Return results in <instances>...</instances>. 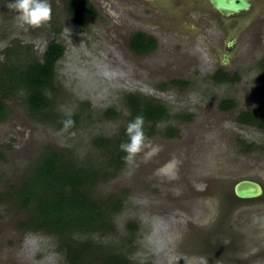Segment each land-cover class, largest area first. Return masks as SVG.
<instances>
[{"label":"rangeland","instance_id":"rangeland-1","mask_svg":"<svg viewBox=\"0 0 264 264\" xmlns=\"http://www.w3.org/2000/svg\"><path fill=\"white\" fill-rule=\"evenodd\" d=\"M90 1L99 17L86 31L69 20L64 0H50L51 21L24 32L16 27L15 14L6 7L12 0H0V56L4 58L0 73L8 63L22 66L40 62L52 41L64 47L56 64L55 109L48 110L62 121L49 120L47 111L44 116L32 112L24 92L6 100L7 119L0 122V264H71L57 238L23 231L21 224L28 210L18 203L14 191L47 150L66 154L90 170L111 171L112 150L97 147L95 141L109 140L114 146L130 115L122 99L127 93L164 103L168 117L155 125L132 166L125 164L116 176L95 180L93 200L119 201L122 209L111 215L105 235L81 236L92 239L93 254L72 264H104L95 258L108 253L128 256L130 264H264V198L259 209L258 200L244 201L247 210L241 214L232 206L227 222L223 219L220 223L226 224L222 229L231 235L234 247L230 251L236 255L230 256L231 261L194 256L181 245L176 248L180 234L193 243L200 234L211 231L212 227L204 225L208 223L207 212L197 193L205 196L214 191L221 205L224 190L230 194L241 179L258 181L264 187V129L237 120L243 112L264 111L260 69L264 60V0H254V17L248 24L247 20L239 23L247 26L226 66H220L217 50L225 48L233 27L215 22L209 32L211 39L197 34L195 40H184L153 32L155 49L140 55L130 49L129 40L143 27L130 17L127 3ZM161 1L162 6L167 2ZM172 11L176 12L168 9ZM198 23L206 28V20ZM218 68L235 80L214 84L211 76ZM222 100H234V108L221 110ZM108 109L116 115L107 114ZM69 111L77 114L78 121L66 127ZM216 207L207 209L215 212ZM191 221L194 226L188 229ZM130 222L139 229L137 241L129 231ZM133 240L135 246H131Z\"/></svg>","mask_w":264,"mask_h":264},{"label":"trees","instance_id":"trees-1","mask_svg":"<svg viewBox=\"0 0 264 264\" xmlns=\"http://www.w3.org/2000/svg\"><path fill=\"white\" fill-rule=\"evenodd\" d=\"M64 5L69 20L77 24L82 31H86L95 18L99 17L98 10L90 0H64ZM129 47L137 54L143 55L153 51L156 42L143 33H136L132 35ZM63 53V45L52 41L40 62L33 61L22 66L8 63L3 68L0 73V122L7 119L6 100L18 95L19 92H24V101L32 112L43 115L46 111L55 109L53 95L58 87L56 64ZM260 69L264 82V60ZM211 78L215 84L235 80V77L222 69L216 71ZM122 99L130 115L114 146L109 145V140L95 141L97 147L112 150L109 154L111 171L95 168L90 170L68 158L66 154L47 150L40 155L36 167L22 180L20 188L14 191L18 203L28 210V217L21 224L23 231L40 232L57 238L63 256L71 264L79 263L93 254L92 239H80L81 236L87 234L89 237V233L103 235L109 228L111 215L122 209L119 201L114 204L94 201L91 189L96 179L104 181L107 177H114L125 165L124 153L119 146L128 139L125 134L127 124L135 116L142 115L144 132L148 138L153 133L155 125L168 117V107L147 96L127 93ZM234 106V100H222L219 104L223 111L233 109ZM106 113L116 115L111 109ZM47 117L58 123L62 121L61 117L49 115V112ZM67 118L65 117V120ZM71 119L74 121L73 124H77V114H73ZM186 119L190 120L191 116H187ZM237 120L240 124L264 129V111L249 110L241 113ZM73 233L78 234L79 239L74 238ZM103 259L106 264L126 263L118 254L108 253Z\"/></svg>","mask_w":264,"mask_h":264},{"label":"flooded vegetation","instance_id":"flooded-vegetation-1","mask_svg":"<svg viewBox=\"0 0 264 264\" xmlns=\"http://www.w3.org/2000/svg\"><path fill=\"white\" fill-rule=\"evenodd\" d=\"M166 1L167 2L164 3V6H162L161 4H163V2L161 0H124V2L127 3L128 6L127 10L130 17L140 22L143 27L142 30H138L134 34L143 33V35H145L147 38L154 39L155 42L156 39L152 35L153 32H157L160 34H164V33L172 34L175 36H179L184 40L186 37L188 39L195 40L197 34H201L203 37L210 38L209 36L211 35L209 32L210 30H213L214 23L216 22L217 25L219 26L225 25V27L227 28L228 26L233 27L232 28L233 31L231 32H233V34L236 33V35L237 34L240 35L241 32L246 29V26L245 25L240 26L239 23H241V21L243 20H248V18L252 19V17L254 16V14L252 15L250 14L247 16H241L237 19L229 20L222 17L221 14L215 11L212 8V6L209 4L208 0H166ZM98 4H99L98 7H100L101 10L103 11L102 8L103 5L101 4V1H99ZM170 8H173V10H176V12L173 11L168 12V9ZM243 17L244 19H242ZM199 20H206V24H207L206 28H204L203 25L198 23ZM161 24H163L166 28L160 26ZM145 31H147L149 34L146 33ZM232 35L227 36V39H230ZM212 49L214 50L213 46ZM220 69L222 68H218L216 71ZM223 71L226 72L225 70ZM196 191H198V189ZM199 193H197V198H202L204 200L205 210L207 212L205 213L206 214L205 218L208 219V223H205L204 225L206 226L207 229H209V227L210 228L212 227L210 229L211 231H206L205 233L200 234L199 235L200 238L197 241L193 240V243H190L189 240L190 238L186 234L184 233L183 235L180 234L181 236L179 235L176 240V248H178L181 245L184 246L186 249H188V254H193L194 256H211L212 258L215 259H223V260L231 261L230 256H236L234 253L232 254V252L230 251L234 247L230 245L231 240L229 239L231 238V235L230 233L226 234L222 229L226 224L223 226V224L220 223L222 222L223 219L225 220V222H227L228 218L226 214L228 213L229 209L232 206L239 208L238 214L245 212L247 210L246 209L247 207L243 204L244 201L246 200L239 199L238 197H236L233 188L231 189L230 194H227L229 192H227L226 190H224V193L221 194L220 198H222L224 202L221 205L218 204V200L216 198L217 194L214 191L210 190L209 191L210 194L206 193L205 196ZM233 197H235V200ZM263 198L264 195L261 196L260 198L255 199L258 200L259 202L258 205L256 206L257 209H259L260 204L263 203ZM215 204H217L216 205L217 207L215 206ZM210 205L211 207L213 206L216 207L217 211L215 212H213L212 210L209 211L207 207ZM196 218L199 219L200 216ZM192 221L190 222V227L189 228L187 227L188 229H191V226H194ZM216 221L220 225L216 223ZM128 227H129V231H131V233L134 235V240L136 237L135 241H137V235L139 230L138 227L137 226L135 227V225L132 224L131 222L128 224ZM134 240L132 241L131 246H135L133 245V243L135 242ZM120 257L123 261L125 260L124 261L126 262L125 264H130L127 259L129 258L128 256L124 257V255H120ZM97 261H99L100 263L105 262L103 258L100 259L98 258Z\"/></svg>","mask_w":264,"mask_h":264},{"label":"clouds","instance_id":"clouds-1","mask_svg":"<svg viewBox=\"0 0 264 264\" xmlns=\"http://www.w3.org/2000/svg\"><path fill=\"white\" fill-rule=\"evenodd\" d=\"M8 10L15 14L16 27L24 32L39 29L47 25L52 18V7L50 0H12L7 3ZM5 47L7 45H4ZM4 58L0 56V60ZM65 126L70 127L74 121L71 119L73 113H66ZM127 141L120 144V150L124 153L123 160L128 166H132L135 158L146 146L147 137L144 132V117L135 116L125 130Z\"/></svg>","mask_w":264,"mask_h":264},{"label":"water","instance_id":"water-1","mask_svg":"<svg viewBox=\"0 0 264 264\" xmlns=\"http://www.w3.org/2000/svg\"><path fill=\"white\" fill-rule=\"evenodd\" d=\"M212 8L221 14L226 19H237L241 16L254 14L255 2L254 0H208ZM232 1L225 4V2ZM164 6V5H163ZM254 17V16H253ZM252 17V19H253ZM248 18L247 24L252 20ZM247 24L245 26H247ZM238 33V31H237ZM239 34L234 33L230 39L227 40L222 51L217 50L220 66H226L234 57V47ZM214 46V44H213ZM234 194L239 199L255 200L264 195V187L258 181L252 179H241L233 186Z\"/></svg>","mask_w":264,"mask_h":264},{"label":"bare ground","instance_id":"bare-ground-1","mask_svg":"<svg viewBox=\"0 0 264 264\" xmlns=\"http://www.w3.org/2000/svg\"><path fill=\"white\" fill-rule=\"evenodd\" d=\"M239 22H240V21H239ZM241 23H242V22H241ZM241 23H240V24H241Z\"/></svg>","mask_w":264,"mask_h":264}]
</instances>
